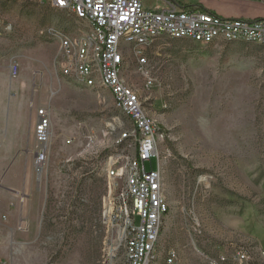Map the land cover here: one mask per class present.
<instances>
[{"label":"rangeland","instance_id":"rangeland-1","mask_svg":"<svg viewBox=\"0 0 264 264\" xmlns=\"http://www.w3.org/2000/svg\"><path fill=\"white\" fill-rule=\"evenodd\" d=\"M193 1L246 20L264 18V0ZM0 15L12 25L0 34V192H9L11 209L6 221L7 210L0 212V264H123L131 204L123 180L108 172L110 159L133 154L116 145L130 123L108 90L59 75L56 35L75 32L73 15L45 0H0ZM145 58L140 71L128 55L121 78L147 99L159 128L169 210L154 264H164L168 249L178 264H208L239 251L247 252L246 264H264L261 242L249 232L250 224L264 226V46L163 37ZM42 105L50 111L51 138L38 172L34 154L6 139L4 113Z\"/></svg>","mask_w":264,"mask_h":264},{"label":"built area","instance_id":"built-area-1","mask_svg":"<svg viewBox=\"0 0 264 264\" xmlns=\"http://www.w3.org/2000/svg\"><path fill=\"white\" fill-rule=\"evenodd\" d=\"M45 1L52 9L73 15L78 23L74 33L56 35L59 43L54 64L59 75L87 88L108 90L114 105L130 123V130L120 135L116 145L132 150L133 154L110 159L108 177L123 180L131 204V217L126 218L123 264H154L159 255L161 225L169 210L157 154L159 128L146 110L147 99H142L121 78L126 58L131 55L143 71L147 64L145 51L163 37L202 46L233 42L264 46V19L225 18L174 4L148 9L143 0ZM10 32L12 25L0 15V34ZM18 71V64L12 62L10 77L15 78ZM50 138V111L45 105L38 106L31 148L38 172L46 160ZM153 158L156 167L152 166ZM260 256L264 260V252L260 251ZM248 260L247 252L239 251L207 262L246 264ZM164 264H178L174 249L165 251Z\"/></svg>","mask_w":264,"mask_h":264},{"label":"crops","instance_id":"crops-1","mask_svg":"<svg viewBox=\"0 0 264 264\" xmlns=\"http://www.w3.org/2000/svg\"><path fill=\"white\" fill-rule=\"evenodd\" d=\"M193 0H153V1H147L143 0V4L146 8L148 9H163L167 8L169 4H174L178 7H196L202 10L203 9L199 4L193 3ZM212 12L218 16L225 17V18H238V19H243V14L238 11H226L225 13L219 11H211V10H205ZM258 19V18H254ZM264 19V18H263ZM248 20V19H247ZM253 20V19H252ZM6 116L5 118V130L4 134L6 139L9 140H14L13 145H17L19 147H25L27 156H29V153L31 152L32 148V128H33V123L35 121V109H30L26 107H13L9 108L6 113H4ZM13 125V129L11 128ZM25 126H28L26 129ZM13 131V135L11 134ZM19 133V134H18ZM25 135H24V134ZM30 133V141L27 140L28 134ZM11 144V143H10ZM24 156V159H25ZM6 193H1L0 192V212H2L4 209L7 210L6 212V217H4V221H6L7 216L10 215L9 212L11 209H9L8 206H5V202H8L10 199L8 198ZM22 200V199H21ZM2 201V202H1ZM23 201V200H22ZM9 211V212H8ZM3 214V213H2ZM2 216V215H1ZM30 219L23 220V223L25 225V230L27 231L28 226L30 225Z\"/></svg>","mask_w":264,"mask_h":264},{"label":"trees","instance_id":"trees-1","mask_svg":"<svg viewBox=\"0 0 264 264\" xmlns=\"http://www.w3.org/2000/svg\"><path fill=\"white\" fill-rule=\"evenodd\" d=\"M184 8H187V7H184ZM255 222L256 221H254V223ZM249 229H250L249 232L254 234V237H256L261 242V247L262 249H264V244H263L264 243V226L260 227V225L254 226L250 224ZM260 231H262V233L260 234V237H258Z\"/></svg>","mask_w":264,"mask_h":264}]
</instances>
